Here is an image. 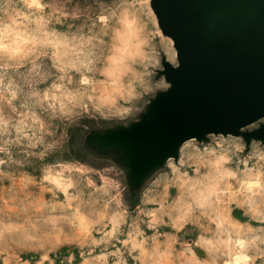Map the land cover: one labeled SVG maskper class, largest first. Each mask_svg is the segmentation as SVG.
Returning a JSON list of instances; mask_svg holds the SVG:
<instances>
[{
    "label": "rangeland",
    "instance_id": "rangeland-1",
    "mask_svg": "<svg viewBox=\"0 0 264 264\" xmlns=\"http://www.w3.org/2000/svg\"><path fill=\"white\" fill-rule=\"evenodd\" d=\"M39 2L40 0H0V14L10 4L11 19L20 23L21 19L27 16V10H39ZM150 2L151 0H133L143 16L139 22L129 23L127 31L119 35L120 45L106 70L107 78L101 87L99 100L101 106L107 109L109 118L82 121L71 138L66 140V146L77 144L89 161L90 166L85 167L84 160H80V172L88 174V183L95 186L105 202H111L107 209H97L96 214L91 217L78 211L66 217L53 216L52 224L57 227L63 225L64 231L50 244L52 251L43 257L45 264H57L56 258L70 249L76 252V264H117V261L124 259L121 241L125 238L121 236L120 230L125 221L130 225L126 240L131 249L142 250L143 239L155 237L157 241L162 242V247L183 252L188 264H201L204 250L214 254L219 242L202 234L199 223L210 222L218 234H223L226 226L242 231L237 222L242 224L248 216L260 214L256 207L255 185L251 182V173L248 174V182L242 187L243 195L233 192L225 198L224 193L213 192L216 197L215 205L209 196L201 195L198 205L206 214L202 219H197L198 214L194 213L183 199L176 200L178 186L188 183L185 173L191 177L193 170L197 168L201 171L206 168L215 170L216 175L207 178L209 188L215 183L216 177L231 188L233 170L227 167L230 154L250 147L254 155L264 156V144L260 140L251 139L246 143L242 136L216 134H208L203 139L195 137L179 147L176 157L163 161L138 184L131 181L129 161L117 146L93 140L95 134L125 129L139 123L151 102L169 87L161 73L162 61L167 60L176 65V52L172 40L159 29ZM32 22L41 33L49 37L41 40L40 44L54 50V61L59 73L79 74L91 68L88 62L91 41L87 36L69 39L67 35H49L47 20L43 16L36 17ZM102 23L106 26L108 21L102 20ZM134 60L146 63L149 66L147 73L137 71L132 64ZM84 78L88 81L87 86H97L94 80L88 79L87 76ZM136 81L145 83L147 95L142 100L133 102L132 111L126 118H120L123 111L121 101L131 100L137 94ZM0 87H3L2 83ZM41 91L45 94V105L49 106L64 107L65 98H76L75 91L63 84L53 87L40 84L33 89L34 96L25 97L24 101L18 103L16 97L19 93L14 85H10L11 107H15L16 112L11 113L12 119H9L7 110L0 113V142L3 138L14 135L19 140H44L46 144L50 143V138L44 135L47 117L33 107V101L40 99ZM21 103L24 104L23 107L20 106ZM263 123L264 119H260L244 127L242 131L250 132ZM76 166L68 163L65 169L71 174ZM46 180L58 190L67 203H74L75 192L70 176H65L64 172H49ZM29 181L30 177L26 178L24 183L28 184ZM170 181L175 183L165 187ZM117 184L121 189L119 193L115 191ZM44 199L47 200V195ZM45 207L63 210V204L57 205L50 201ZM169 209L171 214L163 215ZM208 213L212 215L209 216ZM137 218L150 222L153 227L146 230L143 223L133 225L132 220ZM162 220L164 223H161ZM259 223L258 220L253 221L251 227L256 228ZM68 224L74 226L73 234H69ZM104 224L108 225L104 233L97 232L96 229ZM222 241L223 247L231 249L230 240H223L222 237ZM236 247L240 251L230 257L233 264H248L246 242L241 241ZM26 258L21 254L20 260Z\"/></svg>",
    "mask_w": 264,
    "mask_h": 264
},
{
    "label": "clouds",
    "instance_id": "clouds-1",
    "mask_svg": "<svg viewBox=\"0 0 264 264\" xmlns=\"http://www.w3.org/2000/svg\"><path fill=\"white\" fill-rule=\"evenodd\" d=\"M9 8L10 4L0 14V83L3 85L0 87V113L7 110L9 119H12L11 113L16 112V108L11 107L10 85H14L19 93L16 97L18 103L24 101L25 97L34 96L33 89L40 84L49 87L63 84L76 93L75 99L65 98L64 107L45 105L43 91L40 92V99L33 101V107L47 117L44 135L50 138V143L46 144L44 140H19L14 135L0 142V264H45L43 257L52 251L50 244L64 231L63 225L57 227L52 224L53 216L66 217L78 211L91 217L97 209H107L111 202H105L95 186L88 183V174L80 172V160H84L85 167L90 166L89 161L77 144L66 146V140L71 138L82 121L109 118L107 109L101 106L99 100L101 87L107 78L106 70L120 45L119 35L127 31L129 23L139 22L143 13L133 0H40L39 10H27V16L16 23L9 15ZM39 16L46 18L49 35H67L69 39L87 36L91 41L88 53L90 69L79 74L59 73L54 50L40 44L41 40L49 37L32 22ZM102 20H107L108 24L105 26ZM132 64L139 72L147 73L149 70L146 63L138 60L132 61ZM85 76L94 80L97 86H87ZM136 93L133 99L121 101L123 111L120 118H126L132 111L133 102L147 95L144 82L136 81ZM68 163L77 165L71 174L65 169ZM227 167L233 170L231 188L218 177L209 188L207 178L215 176V170L206 168L201 171L197 168L191 177L185 173L188 183L178 186L176 200L183 199L198 214L197 219H202L206 214L198 205L201 195L209 196L214 205L216 197L213 192H222L225 198L233 192L243 195L242 187L251 173L256 207L260 214L248 216L242 224L237 222L242 231L226 226L223 234H218L210 222L199 223L202 234L219 242L214 254L204 250L201 264H233L230 257L240 251L236 245L241 241L247 244L248 264H264V156L254 155L250 147L241 148L230 154ZM49 172H64L65 176H70L75 192L73 204L67 203L58 190L47 182ZM29 177V183L25 184V179ZM171 183L175 182L170 181L165 187L171 186ZM115 191H121L119 184ZM45 195L47 200L44 199ZM49 201L63 204V210L45 207ZM170 214L171 209L163 213ZM257 220L260 223L252 228V222ZM136 223H143L146 230L153 227L142 218L132 220L133 225ZM129 226L125 221L120 230L125 238L121 241L124 259L117 261V264H188L183 252L162 247V242L155 237L143 239L142 250L131 249L126 240ZM67 227L69 234H73L74 226L68 224ZM107 227L104 224L96 231L104 233ZM222 237L231 241V249L222 246ZM21 254L27 258L20 260ZM56 259L57 264H76L77 255L70 249Z\"/></svg>",
    "mask_w": 264,
    "mask_h": 264
},
{
    "label": "water",
    "instance_id": "water-1",
    "mask_svg": "<svg viewBox=\"0 0 264 264\" xmlns=\"http://www.w3.org/2000/svg\"><path fill=\"white\" fill-rule=\"evenodd\" d=\"M150 6L176 51L177 65L162 61L170 86L151 102L150 121L148 107L139 123L93 140L117 146L129 173L121 144L130 145L136 184L195 137L242 136L264 144V123L242 131L264 119V0H151Z\"/></svg>",
    "mask_w": 264,
    "mask_h": 264
},
{
    "label": "bare ground",
    "instance_id": "bare-ground-1",
    "mask_svg": "<svg viewBox=\"0 0 264 264\" xmlns=\"http://www.w3.org/2000/svg\"><path fill=\"white\" fill-rule=\"evenodd\" d=\"M176 52V51H175ZM177 65V64H176ZM170 86V85H169ZM155 116V114H153L152 112V105L151 107H149L146 115H145V119L147 121H150L153 117ZM121 149L123 151H125L126 155L129 156V159H130V174H131V177L133 179V169H132V162H133V156L131 154V151H130V145L129 144H121ZM162 161H164L163 159H160L158 162L154 163L151 165V167L143 174L142 176V180L156 167L158 166Z\"/></svg>",
    "mask_w": 264,
    "mask_h": 264
}]
</instances>
